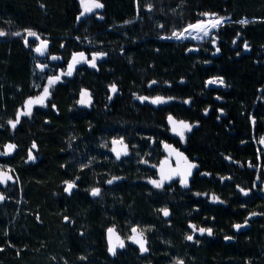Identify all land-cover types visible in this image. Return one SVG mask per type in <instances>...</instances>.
<instances>
[{
    "label": "trees",
    "instance_id": "trees-1",
    "mask_svg": "<svg viewBox=\"0 0 264 264\" xmlns=\"http://www.w3.org/2000/svg\"><path fill=\"white\" fill-rule=\"evenodd\" d=\"M99 2L83 15L81 0H0V162L19 171L0 210V264H264V0ZM207 18L227 22L201 42L165 39ZM26 30L47 43L42 56ZM80 53L47 105L10 127L35 93L38 62L61 75ZM169 117L195 125L184 142ZM115 138L130 157L110 153ZM167 142L199 163L187 187L150 183ZM111 227L124 239L143 232L147 253L127 244L111 256Z\"/></svg>",
    "mask_w": 264,
    "mask_h": 264
},
{
    "label": "snow or ice",
    "instance_id": "snow-or-ice-1",
    "mask_svg": "<svg viewBox=\"0 0 264 264\" xmlns=\"http://www.w3.org/2000/svg\"><path fill=\"white\" fill-rule=\"evenodd\" d=\"M81 4L82 6L84 7V11L85 12H91L93 9H99V8H103V4L99 2V0H92L91 3H88L87 0H81ZM204 15H208V14H204ZM221 23H223V20L222 18H216L214 20H209V22L207 24L201 22V23H197V24H194V25H189L186 29H184V33H191V32H197V33H203V35L207 36L210 32V30L212 28H217ZM241 24H246L247 21L246 20H242L240 21ZM26 33H27V37H34L36 40H39L40 41V46L37 47L35 49V51H37L38 53H40L41 55L44 54V51H46L47 49V43L43 40L40 39V37L37 35V33L33 32V31H30V30H26ZM184 33H174L173 35L175 36L176 39H184L185 36H184ZM8 33L0 30V37H3L5 35H7ZM13 35L15 36H21L22 33L20 32H15L13 33ZM193 38H196V37H193ZM25 43L27 44V39H25ZM247 44H245V48L247 49ZM217 51H219V49H217ZM52 59H57V57H52ZM84 59V54L83 53H80L79 54V59H77V57H73V62L72 64L69 65V70L67 72V75H71L72 74V69H73V65L78 63L79 60H82ZM97 57H93L92 61H91V66L92 67H95L96 64H95V61H96ZM59 80V77H55L53 79H49L48 81V84L49 86L55 84L57 81ZM153 83H155V81H153ZM208 83L210 84H215V83H220V84H223L224 81L222 79L220 80H210ZM112 92L115 93L117 91L116 87L115 86H112ZM49 95V89L48 88H44L43 90V95L38 97L37 99L33 100V99H29L27 102H26V108H27V111L26 112H23L21 113V115H30L31 114V107L33 104H36V103H40V104H43L45 98ZM87 97H89V94L87 92H83L81 94V99H80V103L81 104H85V103H90V99H86ZM139 99H142V100H147L148 98L147 97H142V98H139ZM152 103H163V99L160 98V97H157L155 98L154 100L151 101ZM169 122L172 123L173 125V131L177 132L178 135L181 136V138H183V135H184V130H188L190 131L191 130V125L183 122V121H180L179 124H177L176 121L173 120L172 117H169ZM19 120L17 119L16 122H12V121H9V123L12 125L13 128H15L16 126V123H18ZM264 142V141H262ZM114 144H123V141H113ZM35 144L33 145V148H35ZM165 147H168L167 145H165ZM15 148V145H8V152L10 153L12 150H14ZM125 149H126V146H125ZM113 151H116V149L114 148ZM4 154H7V153H4ZM120 152L119 151H116V155H117V158H119L120 156ZM124 154H127L126 153V150H125V153ZM177 155H181L179 153H177ZM35 157H32L31 154H30V159H34ZM188 171L187 173H181V172H177L176 174L178 175H181L182 176V179H181V183L187 187V175H190L191 172H190V169L195 167V165H188ZM11 171V170H9ZM12 179L11 176H9L6 172H3V171H0V183H6L8 180ZM171 179V175H166L163 168L161 169V176H160V180L157 181V180H152L150 181V183H152L155 187L157 188H161L163 187V184H164V181L165 180H170ZM67 183V188H66V191L68 192H71V190L73 189V187H75V185L73 183H70V182H66ZM109 183H111V181H109ZM241 191H243V189H241ZM100 193V189H94L92 191V195L93 196H96V195H99ZM245 195H247V192L244 193ZM4 197L2 195H0V200H2ZM163 211V214L165 216L169 215L167 209H162ZM193 228V230L195 231L196 230V226L195 225H192L191 226ZM235 227L237 228V230H239L242 225H235ZM200 232L201 235H203L205 232H207L208 235H212V230L209 228V229H205V228H200L198 230ZM109 232V243L111 245L110 247V251L112 252L113 255H115V252H116V248L117 247H120V248H123L124 247V242L122 240H120V238L118 236H116L115 238V242H113V235H114V229H109L108 230ZM132 232L133 233H137V229L136 228H133L132 229ZM130 239L134 242V243H137L139 244L140 246V249L141 251H147L148 249L145 247V243L146 241L143 239V234L142 233H138L137 235H133L130 237ZM188 240H192L193 239V236L189 235L187 237ZM230 239V238H229ZM177 264H183V261H177Z\"/></svg>",
    "mask_w": 264,
    "mask_h": 264
},
{
    "label": "water",
    "instance_id": "water-1",
    "mask_svg": "<svg viewBox=\"0 0 264 264\" xmlns=\"http://www.w3.org/2000/svg\"><path fill=\"white\" fill-rule=\"evenodd\" d=\"M225 22H227L226 19L223 20V23L222 24H224ZM193 42H194V40H193ZM37 54H38V56H42L38 52H37ZM121 140L123 141V144L122 145L119 144V143H117V144H114L113 143V141H121ZM262 141H264V136L259 141V146L262 149V151L264 152V142H262ZM165 145H167L168 147H165ZM165 145H164V151H165V154H166V158L163 161H161L159 163V165L156 167V176H157L158 180H160L161 169L163 168V170H164V172H165L166 175H171V179L170 180H165L164 181V184H171V183H173L175 181L181 182L182 176L181 175H178L176 173L177 172H181V173H185L186 174L187 171H188V167L187 166L188 165H195V167H193V168L190 169L191 174L190 175H187V185H188L189 183H191V181L193 180L194 176L199 171V163L197 161L190 160L188 158V156L185 154V152L183 150H181L179 147H177L176 145H174L173 143L167 142V143H165ZM125 146H126V149H125ZM114 148L116 149V151H119L121 153L120 156H119L120 159L126 158V157H130V155H131L130 146L123 139H114V140H112L110 142V152H111V154L114 157H117L116 151H113ZM125 150H126V153L127 154H124L125 153ZM177 153H179L181 155H177ZM68 182L73 183L75 185V187H73V189L71 190V192H68V191H66L67 183H65L64 192H65L66 195H69L70 196L75 190L78 189V187H79L78 186L79 180L68 181ZM262 193L264 194V181L262 183ZM111 229H114V235L112 237L113 242H115V238H116V236H118L120 238V240H122L124 242V247L128 244V245H131L133 247L138 248L143 255L147 253V251H141L139 244L134 243L130 239L131 236L137 235L138 233H142L143 234V239L146 241L145 247L147 248V246H148V240H147L146 235L143 232L139 231L138 229H137V233H133L131 231V234L129 235V237L127 239H124L120 235V233L116 230V228H111ZM108 230H107V233H106V240H107V244H108V251H109V254L111 256H114L112 254V252L109 250L110 247H111V245L109 243V232H108ZM123 248L117 247L116 248L115 255L120 250H122Z\"/></svg>",
    "mask_w": 264,
    "mask_h": 264
},
{
    "label": "rangeland",
    "instance_id": "rangeland-1",
    "mask_svg": "<svg viewBox=\"0 0 264 264\" xmlns=\"http://www.w3.org/2000/svg\"><path fill=\"white\" fill-rule=\"evenodd\" d=\"M87 2H88V3H91L92 0H87ZM99 9H100V8H99ZM82 10H83V15H89V14L93 13L95 10H98V9H93L91 12H85V11H84V7L82 6ZM214 19H216V18H207V19H205V20H199V21L194 22L193 24H189V25H194V24L201 23V22L206 23V22H208L209 20H214ZM222 20H225V19L222 18ZM189 25H187L184 29H186ZM221 25H222V24H221ZM221 25H220V27H221ZM220 27H219V28H220ZM219 28H218V29H219ZM184 29H183L180 33H184ZM218 29L212 31V33H210L209 35H207L205 38L201 39L200 41H199V40H194V42H201V41H203V40H206V39L210 38V37H211L216 31H218ZM184 34H185V33H184ZM194 34H197V32H194ZM165 39L175 40V41H185V40H191V41H193V39L188 38V37H187V38L185 37L184 39H176L175 36L167 37V38H165ZM37 67H38L37 70H39V71H41V72H39V73L36 74V79H35V93H34V95H33L32 97H29V98L26 99V101L24 102V104H23V105L17 110V112H16V114H15V118H14L13 120H10V121H12V122H16L17 119H18L19 122L16 123V126L20 124V122L22 121L23 118L31 117V115H32V113H33V110H34L36 107H44V106L47 105V102H48V100H49L50 97H51V93H52V89H53L54 85H55L56 83H58L59 81L62 80L63 75L67 74V72H64V74L61 73V75L58 74L57 71L52 70V69L50 68L49 64H48V63H45V62H44V63H39V62H38ZM55 77H59V80H58L55 84L49 86V84H48L49 79H53V78H55ZM44 88H48V89H49V95L45 98L43 104H40V103L33 104L32 107H31V114H30V115H21V113L27 111V108H26V102H27L29 99H33V100H35V99H37L38 97L42 96V95H43V90H44ZM83 92H87V93L89 94V97H87L86 99H90V103H85V104H81V103H80V105H82V106H84V107H89L90 104H91V102H92L91 94H90V92L87 91V90H82V91H81V94H82ZM81 94H80V99H81ZM142 97H147V96H142ZM142 97H140V98H142ZM157 97L162 98L164 102H163V103H155V104L152 103L151 101L154 100V99L157 98ZM157 97H147V98H148L147 100H142V99H139V100H140V101L148 102V103L153 104V105H155V106H157V105H161V104H165V103H168V102L171 101V98H165V97H161V96H157ZM173 120L176 121L177 124H179L180 121H183V120H177V119H175V118H173ZM183 122H185V123L191 125V126H192V127H191V130L195 127L194 124H190V123H188V122H186V121H183ZM8 124L10 125V127H12V125H11L9 122H8ZM16 126H15V127H16ZM169 126H170V129H171L172 134H174L175 136L179 137L183 142L186 140V136H187V134L191 131V130H190V131H188V130H184L183 138H181V136L178 135L177 132L173 131V125H172V123L169 122ZM12 128H13V127H12ZM115 139H116V138H115ZM118 139H120V138H118ZM112 140H114V139H112ZM112 140H111V141H112ZM111 141H110V142H111ZM115 158H116V159H120V158H117V157H115ZM126 158H127V157H126ZM126 158H122V159H126ZM120 160H121V159H120ZM64 187H65V185H64ZM73 193H74V192H73ZM73 193H72V194H73ZM72 194H71V195H72ZM71 195H70V196H71ZM68 196H69V195H68ZM213 200L216 201V199H213ZM111 228H115V227H111ZM109 229H110V228H109ZM116 230H117V229H116ZM127 237H128V236H127ZM127 237H125V239H127ZM145 264H151V263H150V262H147V263H145Z\"/></svg>",
    "mask_w": 264,
    "mask_h": 264
},
{
    "label": "flooded vegetation",
    "instance_id": "flooded-vegetation-1",
    "mask_svg": "<svg viewBox=\"0 0 264 264\" xmlns=\"http://www.w3.org/2000/svg\"><path fill=\"white\" fill-rule=\"evenodd\" d=\"M130 150H131V153H132L133 147L130 146ZM164 154H165V151H164ZM165 158H166V154H165V157L163 158V160ZM23 159H24L23 163H24V168H25L24 172H26L28 170L29 165L34 161V159H30V158H23ZM163 160H161V161H163ZM9 170H11V171H9ZM0 171L6 172L9 176L12 177V179L8 180L6 183H0V195H2L4 197L2 200H0V210H1V209H3V207H6V205L8 204L9 201H11V195L14 194L15 185H16L17 179L19 178V171H18L17 168H14V167H12L10 165H7L6 163H3V162H0Z\"/></svg>",
    "mask_w": 264,
    "mask_h": 264
},
{
    "label": "bare ground",
    "instance_id": "bare-ground-1",
    "mask_svg": "<svg viewBox=\"0 0 264 264\" xmlns=\"http://www.w3.org/2000/svg\"><path fill=\"white\" fill-rule=\"evenodd\" d=\"M209 22V21H208ZM208 22H206L205 24H207ZM222 24V23H221ZM220 24V25H221ZM220 25L217 27V28H212L211 30H210V32H209V34L210 33H212V31H214V30H216V29H218L219 27H220ZM208 34V35H209ZM184 36L187 38H191V39H193V40H201V39H203V38H205L206 36L205 35H203V33H197V34H194V31L193 32H191L190 34L189 33H185L184 34ZM193 37H196V38H193Z\"/></svg>",
    "mask_w": 264,
    "mask_h": 264
}]
</instances>
